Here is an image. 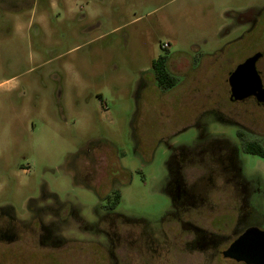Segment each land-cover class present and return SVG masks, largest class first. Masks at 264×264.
Here are the masks:
<instances>
[{
    "label": "rangeland",
    "instance_id": "1",
    "mask_svg": "<svg viewBox=\"0 0 264 264\" xmlns=\"http://www.w3.org/2000/svg\"><path fill=\"white\" fill-rule=\"evenodd\" d=\"M64 1L0 0V207L30 206V222L42 218L56 234L107 241L103 205L120 190L123 236L186 237L187 222L224 240L249 224L264 229L260 155L241 153L248 203L228 186L210 193L214 208H173L167 190L170 144L196 146L202 126L236 136L213 112L264 136V107L231 102L226 81L264 50V0ZM162 51L173 87L148 72ZM259 67L264 82V59ZM94 153L98 176L85 170ZM66 245L0 243V264H93V246ZM174 249L175 264H234Z\"/></svg>",
    "mask_w": 264,
    "mask_h": 264
},
{
    "label": "flooded vegetation",
    "instance_id": "2",
    "mask_svg": "<svg viewBox=\"0 0 264 264\" xmlns=\"http://www.w3.org/2000/svg\"><path fill=\"white\" fill-rule=\"evenodd\" d=\"M63 3H65L64 0ZM257 52H261V56L256 63L261 74L259 66L260 62L264 59V50ZM161 55L166 56V65L173 78H170V80H173L174 86L178 83V75L171 70V56L168 52L162 51L154 59L159 58ZM148 72L154 73L153 65ZM230 74L226 79L229 85V99L231 97ZM249 99L264 107V102L259 101L255 95H250L236 101L230 99V101L236 103ZM213 114L234 126L236 136L231 138L225 132L215 135L206 129V127L197 125L201 128L196 146L169 145L171 153L168 162L169 182L167 190L171 196L173 208H178L179 206H189V208L207 206L214 208L215 206L209 202L210 193L212 191L225 192L228 186L234 187L233 191L235 195L240 196L246 203L250 200L251 191L243 173L241 153L245 152L244 143L246 142H259L264 146V136L246 130L237 120L233 121L231 118L218 112H213ZM250 135L254 136V138L250 139L252 138ZM95 153L86 162L85 170L89 174L92 171L93 175L98 176L99 170L97 164L99 161H97L98 158L95 156ZM220 179L226 185L218 184L217 180ZM187 180L189 181V185L185 183ZM107 197H109V201L103 205L106 213L99 221L101 231L107 235V241H100L98 239L78 240L61 236L55 233L54 224L42 218L37 217L35 221L30 222V206L26 212H18L13 207L4 206L0 207V243L13 244L25 241L26 244H29L30 239H32L33 241L38 240L41 244L48 246L62 247L67 244L64 248L72 243L88 244L95 248V251L91 253L93 264H99L100 260L105 262V264H175L172 259L177 255L173 253L174 248L180 249L186 255L197 252L202 255L203 260L208 262L219 259L231 261L234 264H248L245 261H238L233 257L225 255V251L247 227L258 224H249L245 228L241 227L234 237L227 240H224L223 236L211 232L207 227L193 222L185 224L188 229V236L186 237L157 239L152 236H123L116 229L119 228L116 216L122 218L123 226L130 225V221L123 215H115L113 213L116 207L112 204L111 196L108 195ZM239 205H236L235 209L238 210L239 208L240 210V208H243L242 203ZM250 207L253 208L252 205ZM77 213L74 209L71 212L75 216ZM236 221L237 218L234 217V223ZM35 228L40 229L39 235L37 237H28L30 229L34 230Z\"/></svg>",
    "mask_w": 264,
    "mask_h": 264
},
{
    "label": "water",
    "instance_id": "3",
    "mask_svg": "<svg viewBox=\"0 0 264 264\" xmlns=\"http://www.w3.org/2000/svg\"><path fill=\"white\" fill-rule=\"evenodd\" d=\"M260 56L261 52H256L231 72V100L255 95L264 102V82L256 64ZM225 255L248 264H264V229L258 225L247 227L225 251Z\"/></svg>",
    "mask_w": 264,
    "mask_h": 264
},
{
    "label": "trees",
    "instance_id": "4",
    "mask_svg": "<svg viewBox=\"0 0 264 264\" xmlns=\"http://www.w3.org/2000/svg\"><path fill=\"white\" fill-rule=\"evenodd\" d=\"M166 56L161 55L159 58L153 60V67L154 72L157 78V81L160 83L162 87H172L173 86V80H170L171 75L169 73V70L166 65ZM173 79V78H172ZM244 151L252 154H257L262 157H264V146L259 143H244ZM112 204L114 207H117L121 202V192L116 191L114 196L112 197Z\"/></svg>",
    "mask_w": 264,
    "mask_h": 264
},
{
    "label": "built area",
    "instance_id": "5",
    "mask_svg": "<svg viewBox=\"0 0 264 264\" xmlns=\"http://www.w3.org/2000/svg\"><path fill=\"white\" fill-rule=\"evenodd\" d=\"M163 46H164V47H168V46H169V42H165V43L163 44Z\"/></svg>",
    "mask_w": 264,
    "mask_h": 264
}]
</instances>
